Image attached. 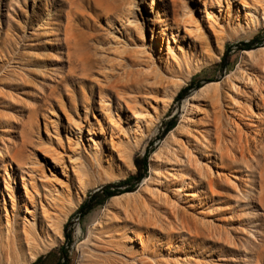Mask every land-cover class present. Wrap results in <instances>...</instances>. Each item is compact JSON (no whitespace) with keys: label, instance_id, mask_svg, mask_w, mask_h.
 <instances>
[{"label":"rangeland","instance_id":"374dc122","mask_svg":"<svg viewBox=\"0 0 264 264\" xmlns=\"http://www.w3.org/2000/svg\"><path fill=\"white\" fill-rule=\"evenodd\" d=\"M124 56L155 72L120 81L132 70ZM250 78L259 85L245 90ZM235 81L242 93L231 91ZM261 93L264 0H0V257L13 250L6 201L15 243L27 251L26 228L50 247L33 264H264ZM147 155L132 193L91 200L108 186L130 189L117 186ZM189 188L197 198L184 197ZM156 189L179 202L178 231L198 238L160 242L155 229L144 248L133 241L123 213L158 205ZM165 212L156 210L158 227Z\"/></svg>","mask_w":264,"mask_h":264},{"label":"bare ground","instance_id":"6f19581e","mask_svg":"<svg viewBox=\"0 0 264 264\" xmlns=\"http://www.w3.org/2000/svg\"><path fill=\"white\" fill-rule=\"evenodd\" d=\"M246 21H248V23L251 22V19H249L248 15H247ZM132 44L137 46V48L139 50L142 49L144 51V53H143L144 55L147 52H150V49L148 48L146 43H142L141 45H138V44H136V39H135L132 42ZM127 56H124L125 63L127 62L130 64V62H131L132 64H130V65H131L132 70L127 71L123 75H121L122 77L120 78L121 79L120 81L125 82L129 79V77H132L135 74H140V75H145V76L150 77L155 72L152 69L151 64L147 65V62L139 61L138 57L135 58L134 60L130 61V60H128ZM122 66L125 67L126 64L122 65ZM134 68L135 69L137 68L139 72H136L134 70ZM243 77H244V75H243ZM242 82H244V81L241 80V83ZM239 85H240L239 82H236V81L233 82L232 87H231V91L236 92V93H238V92L242 93L244 89L242 90V88ZM258 85H259L258 80L256 78H250L248 80V82L244 85V88H245V90L257 88ZM244 97L241 96L240 98L243 99ZM247 101H248V99H247ZM259 101L264 103V93H261L260 95H258L257 101H255V103H256V105H258V107H259ZM199 110H200V107H198L196 109V112L198 113ZM243 110H244L243 107H241V111H243ZM146 116H147V118L151 117L150 114H147ZM81 134H82V131H81ZM174 153H175V151H172V154H174ZM156 174L157 175H156L155 184H157V185L163 184L161 179H160L161 177H160L159 173L156 172ZM78 182H79V187L83 188V179H82L81 175H79V174H78ZM191 188L196 189L197 184H195L194 186H191ZM191 188H189V190L185 191V194H184L185 198H189V197L197 198L196 192L190 191ZM210 188L213 189L212 184H210ZM24 190H25L27 199H29V198L32 199V196L34 197V195H32V193H30L26 187L24 188ZM7 192H9V191L7 190ZM179 193H180V191L178 190L177 194H179ZM152 195L157 197L158 203H159L158 205L154 202L153 203L154 207H152L150 203L147 204V202H145L143 205V212H141L137 215H132L129 212L123 213L124 214L123 216L125 218V223L130 222L134 226V229L130 230L129 236L133 237V241L135 243L140 244V246L142 248H144L145 247L144 236L145 235H146V237L150 236V232L152 230H155V229H158L163 233V234H161L162 240L160 242L177 240L178 238L181 237V234H184L185 236L189 235L192 238H196V236H197V238L199 237L197 234L193 233L191 230H189V231L183 230V232L178 231L179 230L178 229L179 221L182 220V218H180L181 214H182V210H181L179 202H175V201L168 199L167 198L168 195L163 194L158 189H156V191H154V193H152ZM152 199L153 198L151 197L150 200H152ZM11 201L13 202V206H15L14 198H11ZM114 205H115V203L111 206L114 207ZM6 206L7 205H6V201H5L4 211H5V222H6V224H3L2 227H3V232L5 234V237H6V241H7L8 245H11V248H13V250L6 257L5 262L0 257V264H6V263L10 264L12 261H14L15 264H33L38 260V258L40 256L46 254L50 250V247L44 248L43 246L39 247L38 244L36 245L37 242H40L38 232L36 231L34 234H31V236H29V231L26 228L24 229V239L26 242L27 251L24 250L23 244H21V246L19 247L15 243V238L13 236L14 230H13V225H12L13 220H12L10 213L8 212ZM42 207L44 210L46 220H45V224H43V226H42V232L43 233H41V236L48 238L49 235L51 234V231H52L51 230L52 229V220H51V218L48 217L47 210L43 206V204H42ZM25 210H26V214H25V219H24L23 224L25 225V227H29L31 225L30 222H31V220L34 219L35 213L37 210V206H36L35 202L32 201L31 204L27 203L25 205ZM156 210L157 211H161V210L167 211V213L166 212L162 213L163 222H162V225L159 227L157 226L158 222L154 220L155 217L158 215L156 213ZM110 212L111 211H109V213ZM113 215L114 214H108L105 221H107V222L113 221L114 220ZM28 216H30V219ZM124 226H126V224H124ZM142 230L146 231V232H143ZM139 231H141V232H139ZM53 232L55 233V229L53 230ZM57 233H58V235L60 234V232L58 230H57ZM33 235L35 236V240L32 239ZM116 235H117L116 237H117L119 242L124 240V238L122 236H120L118 234V232H116ZM129 239H130V237H129ZM58 240L62 241V238H60V235L58 237Z\"/></svg>","mask_w":264,"mask_h":264},{"label":"trees","instance_id":"16d2710c","mask_svg":"<svg viewBox=\"0 0 264 264\" xmlns=\"http://www.w3.org/2000/svg\"><path fill=\"white\" fill-rule=\"evenodd\" d=\"M251 50V49H248ZM182 94H180L181 96ZM174 129V124H170L167 127L166 130V134L169 133L170 131H172ZM165 134V135H166ZM148 158L149 156H145V158L143 160H138L136 159L134 164L138 170V174L136 177H132L129 178L128 180L121 182L119 184V186H117V188L119 187H126L129 185H133L130 189H126L124 190V192L122 191H114L115 187L114 186H108L103 188L101 191H99L98 193H96L93 197H92V201L96 198H98L99 196H101L105 201L109 200V199H113V197L115 198L118 195L124 194V193H132L133 189L135 186H137L140 181L146 176V173L148 171ZM92 210V204L90 201H85V203L81 206V208L79 209L78 213L81 214L82 216L86 215L87 213H89Z\"/></svg>","mask_w":264,"mask_h":264}]
</instances>
